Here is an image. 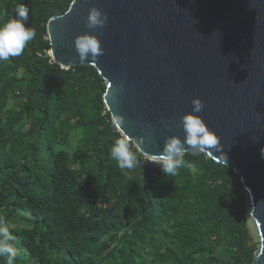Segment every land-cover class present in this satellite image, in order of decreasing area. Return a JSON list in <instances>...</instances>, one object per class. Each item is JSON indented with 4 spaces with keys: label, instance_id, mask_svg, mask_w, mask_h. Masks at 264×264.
<instances>
[{
    "label": "trees",
    "instance_id": "16d2710c",
    "mask_svg": "<svg viewBox=\"0 0 264 264\" xmlns=\"http://www.w3.org/2000/svg\"><path fill=\"white\" fill-rule=\"evenodd\" d=\"M72 1L0 0V23L24 4L36 31L0 62V219L14 235L13 264H251L259 243L232 165L188 152L192 167L176 176L153 170L146 197L149 159L134 144L133 169L110 158L122 134L106 81L92 65L58 72L49 55L48 21Z\"/></svg>",
    "mask_w": 264,
    "mask_h": 264
},
{
    "label": "water",
    "instance_id": "95a60500",
    "mask_svg": "<svg viewBox=\"0 0 264 264\" xmlns=\"http://www.w3.org/2000/svg\"><path fill=\"white\" fill-rule=\"evenodd\" d=\"M91 7L107 15L102 28L87 27ZM47 31L58 72L92 65L106 81L112 121L149 159L146 197L153 170L161 168L153 156L167 137L185 139L181 118L194 98L203 102L196 114L220 144L205 152L240 173L248 227L259 243L251 264H264V0H73L49 19ZM86 32L98 37L103 54L81 61L75 39Z\"/></svg>",
    "mask_w": 264,
    "mask_h": 264
},
{
    "label": "clouds",
    "instance_id": "9594fccd",
    "mask_svg": "<svg viewBox=\"0 0 264 264\" xmlns=\"http://www.w3.org/2000/svg\"><path fill=\"white\" fill-rule=\"evenodd\" d=\"M28 20L29 9L24 4H20L13 18L0 23V62L21 55L29 42L35 39V28L26 26ZM87 20L88 28H102L107 22V15L97 7H91ZM75 48L81 61L89 57L95 60L103 54L101 41L96 35L87 32L75 39ZM192 106V111L181 118L185 139L182 141L175 135L167 137L162 152L153 156V162L161 165L166 176H176L181 168L192 167L185 160V155L190 149L205 152L207 147L220 146L219 137L207 127L202 117L196 114L203 110V102L199 98H194ZM123 123V118H118L116 121L118 125ZM132 144V138L124 134L115 140L111 147L110 158L115 160L122 170L133 169L138 163V155L133 151ZM261 155L264 156V149L261 150ZM17 256L14 235L7 224L0 219V258H4L6 264H13Z\"/></svg>",
    "mask_w": 264,
    "mask_h": 264
},
{
    "label": "rangeland",
    "instance_id": "374dc122",
    "mask_svg": "<svg viewBox=\"0 0 264 264\" xmlns=\"http://www.w3.org/2000/svg\"><path fill=\"white\" fill-rule=\"evenodd\" d=\"M250 221V220H249ZM253 239H254V241H255V238H254V236H253Z\"/></svg>",
    "mask_w": 264,
    "mask_h": 264
}]
</instances>
